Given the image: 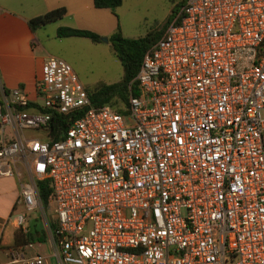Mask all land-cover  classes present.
Listing matches in <instances>:
<instances>
[{
	"label": "built area",
	"instance_id": "2783aa9c",
	"mask_svg": "<svg viewBox=\"0 0 264 264\" xmlns=\"http://www.w3.org/2000/svg\"><path fill=\"white\" fill-rule=\"evenodd\" d=\"M133 79L124 111L93 105L56 55L34 98L0 81L9 220L27 231L39 209L53 264H264V0H184ZM52 110H78L53 140ZM38 128L44 139L19 132ZM24 247L0 264H50Z\"/></svg>",
	"mask_w": 264,
	"mask_h": 264
},
{
	"label": "rangeland",
	"instance_id": "374dc122",
	"mask_svg": "<svg viewBox=\"0 0 264 264\" xmlns=\"http://www.w3.org/2000/svg\"><path fill=\"white\" fill-rule=\"evenodd\" d=\"M183 2L184 0H121L113 11L109 8L105 10L108 13L105 21L56 20L41 26L37 25L34 29V42L46 53L69 62L85 87H93L100 82H115L121 78L123 69L111 45L112 32L119 29L124 36L129 37L143 36L149 31L156 33L168 24L171 11L179 9ZM64 25L91 29L98 33L100 40L92 41L88 37L77 35H57V28ZM19 132H24L27 136L45 138L44 130L41 128L19 129ZM45 212L48 218H53L51 203L45 207ZM34 218L40 220L47 232L44 216L39 209L29 213L28 223ZM24 249L28 253L38 252L44 255L50 264L55 262L52 244L47 235L46 239L25 245ZM4 253V251L1 252V254ZM6 258L5 255L0 256V260Z\"/></svg>",
	"mask_w": 264,
	"mask_h": 264
},
{
	"label": "crops",
	"instance_id": "0c3cea01",
	"mask_svg": "<svg viewBox=\"0 0 264 264\" xmlns=\"http://www.w3.org/2000/svg\"><path fill=\"white\" fill-rule=\"evenodd\" d=\"M64 6L66 12L57 21H105L107 8H98L93 0H0V81L10 88L20 86L36 97L35 83L40 74L45 50L34 42L35 32L28 18L48 9ZM68 18V19H67ZM27 136L26 134L21 133ZM19 182L15 175L0 176V256L10 245L15 226L9 215L15 207ZM4 251V254L1 252Z\"/></svg>",
	"mask_w": 264,
	"mask_h": 264
},
{
	"label": "trees",
	"instance_id": "16d2710c",
	"mask_svg": "<svg viewBox=\"0 0 264 264\" xmlns=\"http://www.w3.org/2000/svg\"><path fill=\"white\" fill-rule=\"evenodd\" d=\"M121 3V0H93V5L98 8H109L114 10L116 6ZM178 11L172 10L168 22L171 21L174 14ZM66 12L64 6H58L46 10L43 13L31 16L27 22L32 30L37 25H44L49 21H56L63 17ZM166 25L162 27L158 32L149 31L143 36L129 37L124 36L119 29L112 32L110 36L111 45L115 51L116 56L119 58L122 65V76L118 81L115 82H100L93 87H85L93 105H101L104 103H110L115 106L118 110L124 111L122 103H127L128 96V84H131L133 93H137L136 81L133 79L143 52L149 47L164 31ZM57 35L59 36H85L90 38L92 41H99V35L97 32L82 27L74 26H60L57 28ZM8 88L3 86V91L8 92ZM78 110H70L65 113L52 110L53 121L51 122L48 136L50 139H55L59 136L60 131L64 130L71 122ZM37 186L41 201L46 207L48 205V196L51 191V186L48 177H40L37 179ZM50 225L56 226V221L52 217L49 218ZM46 239V231L40 220L37 218L32 219L28 224V230L22 231L20 228H15L13 231V238L10 245H4L8 247H24L28 243L34 241H42Z\"/></svg>",
	"mask_w": 264,
	"mask_h": 264
}]
</instances>
